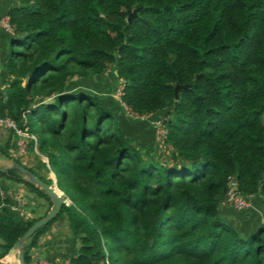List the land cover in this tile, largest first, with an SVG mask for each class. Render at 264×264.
<instances>
[{
	"label": "trees",
	"instance_id": "16d2710c",
	"mask_svg": "<svg viewBox=\"0 0 264 264\" xmlns=\"http://www.w3.org/2000/svg\"><path fill=\"white\" fill-rule=\"evenodd\" d=\"M2 13L13 33L0 32V115L18 122L27 109L54 180L13 161L63 197L24 240L26 264L63 214L68 264H264V0H0ZM108 69L120 84L117 105L65 86ZM125 109L164 113L168 151L138 150ZM8 147L9 138L0 152ZM228 176L258 200L261 220L251 226L223 215ZM1 177L50 204L17 169ZM11 203L0 193V256L47 210L24 218Z\"/></svg>",
	"mask_w": 264,
	"mask_h": 264
},
{
	"label": "rangeland",
	"instance_id": "374dc122",
	"mask_svg": "<svg viewBox=\"0 0 264 264\" xmlns=\"http://www.w3.org/2000/svg\"><path fill=\"white\" fill-rule=\"evenodd\" d=\"M118 82L119 81L115 79V76L113 72L111 71V69H108L97 75L88 74L83 77H75V75L71 76V78H69L67 82L65 83V86L70 89L77 88V87L83 88L84 90L95 94L99 98V100H101L103 103H106L108 106L109 103L116 104L117 100H119V97H118L119 90L117 88L120 84ZM6 83H7V80H0V91L2 92L4 91ZM125 110H126L125 112L126 116L125 115L124 116L127 117V122L129 120H131L132 122L131 126L128 123L125 129L129 131V133L127 134L129 135L131 134L129 138L131 142L135 144L138 150H143V149L148 150V152L151 153V155L168 151L167 148L164 147V143L162 139L158 140L157 135H156L157 134L156 129L158 128V124L156 122L157 120H160V118H163L164 113L159 112L158 114H155L152 116L147 114L145 116L139 117L135 114L130 113L127 109ZM139 121L142 122L143 126L140 129L138 128L137 131H135L133 126L136 127V124H137V126L140 127ZM32 128L36 130L37 126L35 124L34 125L32 124ZM144 132L148 135L150 134L151 137L147 136ZM0 143H3V142H0ZM36 153H39L36 149V146L35 148H33L29 146V144L26 145V148H24V151L21 154H17L15 151L12 150V148L10 149L8 147V156L0 152V165L1 166L8 165L11 163V161H13L14 158H16L19 161H22L25 165L30 166L34 163V166L32 168L33 171L37 173L38 175L42 176V174L40 173L41 171L45 169L43 165L41 164V162L39 161V156ZM14 172L18 174L17 171H14ZM218 196L219 198H223L224 191L222 189L218 191ZM37 200L40 201L41 199H37ZM223 201L226 203L227 209L231 211L232 213L230 214V217H229L230 222L236 225L237 228H239L241 223L237 219H235V217L237 216L240 217L245 214L250 215V213H252L251 211L254 212V216H252L253 218L252 222L248 223L246 227L251 226L253 222H255L256 220H261L260 218L261 208L258 206V200L255 195L253 196L251 195V197L249 198L248 208H246L245 211L240 212V213L230 208L228 202H226L224 198H223ZM39 207H40V204L38 205V202L34 203L32 205L30 216H37L39 213H41ZM64 217L65 216H63L62 218L60 217L53 222L55 226V229H54L55 235L64 237L65 234H67L66 225H65V222L63 221ZM47 233H49V229L47 230ZM51 233L52 232L50 231V234ZM68 238L71 240L70 234ZM5 255L6 253L4 254V256ZM4 256H2V258Z\"/></svg>",
	"mask_w": 264,
	"mask_h": 264
},
{
	"label": "crops",
	"instance_id": "0c3cea01",
	"mask_svg": "<svg viewBox=\"0 0 264 264\" xmlns=\"http://www.w3.org/2000/svg\"><path fill=\"white\" fill-rule=\"evenodd\" d=\"M2 42L3 40L1 41V43ZM7 138H9V148L11 149V144H10L11 139H12L11 133L9 132V130L0 127V142H3ZM39 158L43 161L40 154H39ZM20 162L24 164L22 161ZM26 166H29V165H26ZM33 166H34V163L30 165L31 168H33ZM43 171H41L40 174H42L44 177H50L52 180H54L53 173L51 171H45V170ZM0 185H1L0 190H2V194H5L6 196H8V198L11 201L16 200L15 195H20L23 198V201H24L23 209L25 212L29 214L28 217H33L30 215H31L32 205L34 203L38 202V205L40 204L39 209L41 212L45 210L46 207L48 209L50 205V204L48 205V202L45 201L43 198L36 196L34 193L29 191L28 188L25 187V184H23L20 181L13 180L11 178L1 177ZM37 199H41V200L39 201ZM220 204H221L223 215L229 218L230 214L232 213L231 211L227 209L226 203L223 201V199L221 200ZM226 212L229 214H227ZM63 216H59L55 220H57L60 217L62 218ZM242 218L243 217H238V216L235 217V219H237L240 223H249L250 220L252 219L250 216H248L244 218L248 220L243 221ZM64 219L63 221L65 222V225H66V220ZM54 221H52L49 224V226L37 237L36 243L30 247L29 261L27 264H33L35 258L39 256H45L47 258H50L53 261H58V262L66 258L65 256L66 252H69L71 250V244H70L71 240L68 238L70 233L66 225L67 234H65L64 237L55 235L54 233L55 226L53 224ZM48 229H49V233H47ZM50 231L54 234L52 233L50 234ZM68 239L70 240V242ZM2 256H0V264H8L5 258L4 257L2 258Z\"/></svg>",
	"mask_w": 264,
	"mask_h": 264
},
{
	"label": "built area",
	"instance_id": "2783aa9c",
	"mask_svg": "<svg viewBox=\"0 0 264 264\" xmlns=\"http://www.w3.org/2000/svg\"><path fill=\"white\" fill-rule=\"evenodd\" d=\"M8 32L13 33L12 24L9 22L8 14L2 13L0 14V32ZM0 72H1V57H0ZM1 80V76H0ZM27 109L22 110L20 113V119L17 122L14 118L10 116H1L0 115V127L5 128L10 131L11 133V148L17 154H21L26 148V145L29 142H32V147L35 148L36 146V134L27 127V118H26ZM139 117L145 116L144 114L138 115L133 113ZM163 118L157 120L158 128L156 129L157 139H163L165 136V126L162 122ZM13 154V153H12ZM41 155V154H40ZM43 161L46 163L45 156L41 155ZM50 171V170H49ZM2 194V190H0ZM226 200L229 204H231L235 209H243L248 207L249 205V198L251 195H243L241 194L235 187V180L228 176L226 180ZM16 200L12 201L10 208L17 211L21 216L24 218L28 217L29 214L24 211L23 209V198L20 195H15ZM33 264H68V259L64 258L60 262L53 261L50 258L45 256L36 257Z\"/></svg>",
	"mask_w": 264,
	"mask_h": 264
},
{
	"label": "water",
	"instance_id": "95a60500",
	"mask_svg": "<svg viewBox=\"0 0 264 264\" xmlns=\"http://www.w3.org/2000/svg\"><path fill=\"white\" fill-rule=\"evenodd\" d=\"M136 8H133L130 12H128L126 18L128 19L129 15L132 14L135 11ZM186 84H181V86H185ZM178 86V84H175L173 87L174 90V96L175 89ZM10 168H16L18 171H20L25 178L28 180L29 183L38 186L43 190V192L48 196L50 205L48 209L44 212V214L35 220H33L29 226L12 242L10 247L7 249L6 254L12 255L14 259L11 260L12 264H26L23 259V242L24 240L38 227L44 225L46 222H48L50 219L55 217L57 212L59 211L62 203H63V197L61 195V192L57 188L54 181H52L50 184L43 181L41 178H39L37 175H35L33 172L28 170L26 167H24L22 164L11 161L10 164L5 166H0L1 171H5ZM58 190V191H57Z\"/></svg>",
	"mask_w": 264,
	"mask_h": 264
},
{
	"label": "bare ground",
	"instance_id": "6f19581e",
	"mask_svg": "<svg viewBox=\"0 0 264 264\" xmlns=\"http://www.w3.org/2000/svg\"><path fill=\"white\" fill-rule=\"evenodd\" d=\"M57 191H58V190H57ZM4 258H5V260L7 261L8 264H12V263H11V260L14 259V258L12 257V255H10V254H6V255L4 256Z\"/></svg>",
	"mask_w": 264,
	"mask_h": 264
}]
</instances>
